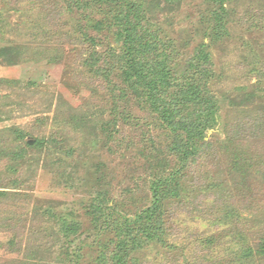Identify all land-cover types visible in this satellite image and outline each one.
<instances>
[{
  "label": "rangeland",
  "instance_id": "1",
  "mask_svg": "<svg viewBox=\"0 0 264 264\" xmlns=\"http://www.w3.org/2000/svg\"><path fill=\"white\" fill-rule=\"evenodd\" d=\"M131 1L182 85L207 46L219 124L181 163L173 149L185 136L122 78V44L108 27L126 1L0 0V264H112V221L151 206L152 183L173 172L180 190L164 205L166 236L129 263L264 264V0L224 4L218 41L210 0ZM98 179L106 230L91 208Z\"/></svg>",
  "mask_w": 264,
  "mask_h": 264
},
{
  "label": "trees",
  "instance_id": "2",
  "mask_svg": "<svg viewBox=\"0 0 264 264\" xmlns=\"http://www.w3.org/2000/svg\"><path fill=\"white\" fill-rule=\"evenodd\" d=\"M97 1L118 5L122 0ZM124 1L127 2L123 6L124 9L114 16L108 27L111 31L114 29L118 42L122 44V55L117 61L122 70V78L133 92L144 93L147 104L152 111L160 115L172 133L178 136H182V133L185 136L182 138L185 144L178 143L173 150L179 155L181 163H186L199 154L207 132L219 124L218 100L206 89L208 80L213 77L211 53L207 51L206 45L200 47L197 55L188 61V68L184 74L186 78H191V81L182 85L173 70L169 56L158 52V47L149 37V32L144 29L143 7L131 0ZM210 1L216 4L219 10L213 13L212 29V36L218 41L228 31L229 12L224 4L230 0ZM103 29V25L98 22L95 30L101 32ZM92 41L95 45V39ZM16 133L20 140L24 139L21 131ZM27 145L31 146L29 143ZM33 147L41 150L45 143L43 140H36ZM178 180L179 173L176 172L156 179L151 186L153 193L151 206L133 217H126L122 224L113 221L111 223V215L107 212L108 193L101 185L103 180L98 179L99 191L91 208L95 212L94 219L103 220L99 228L104 225L103 228L106 230L114 224L117 230L118 240L113 243L115 249L111 256L112 264H130L129 260H132L136 253L154 242L164 240L167 229L161 221V216L166 200L179 195ZM65 224L67 226L69 223L65 221ZM69 225L67 233L73 237L75 229L74 226L70 229L72 224ZM262 247L264 249V245Z\"/></svg>",
  "mask_w": 264,
  "mask_h": 264
}]
</instances>
